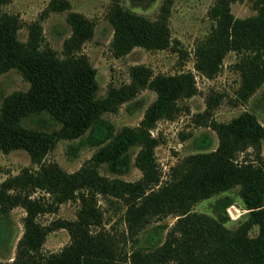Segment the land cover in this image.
Returning <instances> with one entry per match:
<instances>
[{
    "label": "trees",
    "instance_id": "obj_1",
    "mask_svg": "<svg viewBox=\"0 0 264 264\" xmlns=\"http://www.w3.org/2000/svg\"><path fill=\"white\" fill-rule=\"evenodd\" d=\"M9 1L0 0V5ZM67 7V0L49 3L53 10ZM254 7L256 13L237 17L228 0H219L210 8V30L193 50L194 68L206 77L218 72L227 52L233 50L238 55L235 68L240 74L237 95L241 99L264 82V0H254ZM167 11L163 4L158 17L150 18L115 7L109 16L113 53L121 56L134 46L167 48L171 42ZM66 19L71 33L59 55L41 44L38 22L29 24L28 37L22 41L17 36L18 17L0 11V73L16 68L28 81L26 89H15L0 102V150L23 148L37 165L23 167L0 183V216L16 205L25 209L15 254L0 264H119L121 259L129 264H264V156L259 151L264 121L248 110L227 121L205 120L216 133V147L185 155L171 167L167 179L161 180L155 157L158 138L151 129L159 119L173 115L179 98L196 92L194 73H154L138 63L130 67L128 83L110 85L98 96L95 68L81 49L92 36L93 22L77 11L68 12ZM144 87L154 90L155 97L138 124L116 129L103 113L116 111ZM33 114L43 125L59 126L24 125L23 119ZM56 137L79 138V144L96 146V150L87 162L69 172L55 161L44 160ZM132 146L138 147L134 164L141 175L137 179L109 178L99 172L102 163L112 172L127 171ZM70 147L74 154L76 145ZM249 147L255 157L239 159L238 153ZM232 187H237L246 210L234 227L226 225V212L213 216L192 209L195 202ZM35 189L51 195L52 201L32 196ZM98 194L122 200L131 233L145 227L154 216L173 213L176 219L163 239L160 228L150 231L145 245H136L121 258L113 235L102 226ZM70 199L79 201L74 219L56 218L49 224L37 219L39 213L52 211L55 204ZM229 203L224 201V208ZM56 227L66 228L70 240L60 250L45 252L46 234ZM254 227L257 230L251 233Z\"/></svg>",
    "mask_w": 264,
    "mask_h": 264
},
{
    "label": "rangeland",
    "instance_id": "obj_2",
    "mask_svg": "<svg viewBox=\"0 0 264 264\" xmlns=\"http://www.w3.org/2000/svg\"><path fill=\"white\" fill-rule=\"evenodd\" d=\"M51 0H10L0 5V11L12 13L18 17L17 36L25 41L28 37V26L38 22L41 26V44L54 49L61 55L64 39L71 33V26L66 16L70 11H77L93 22L92 36L82 44V51L88 56L95 68L98 82L97 95L103 96L110 85L119 86L130 81V67L134 64H144L154 73H174L191 70L195 75L196 92L177 101V109L172 116L161 118L151 129V134L158 138L155 147V157L160 168L161 180L167 179L171 167L177 164L185 155L200 150H210L216 147V133L204 124L205 120L215 119L227 121L244 110L255 113L264 121V82L246 99L237 95L240 85V74L235 68L238 55L232 50L225 54L218 72L212 77H206L194 68V46L210 30L213 19L210 8L219 0H67L68 7L62 10L49 8ZM230 11L237 17H245L256 13L254 0H228ZM166 4L167 23L170 30V45L163 49H148L134 46L124 55L116 56L111 48L113 27L109 16L117 6L128 8L150 18H157L161 6ZM28 81L20 71L10 68L0 73V102L2 98L15 89H26ZM155 97L154 90L144 87L137 94L120 104L116 111H106L103 116L109 119L116 129L122 125H136L143 115L145 107ZM198 114H202L199 116ZM36 114L23 119L26 126L53 129L57 123L43 125L37 121ZM200 120V121H198ZM79 138L56 137L52 146L44 156L45 161H55L66 171H75L88 161L96 146L79 144ZM76 145L74 154L70 146ZM138 147L129 150L131 163L125 172H112L106 164L99 165V172L107 177H118L126 180L137 179L140 169L134 164ZM260 154L264 156V137L260 145ZM251 147L238 153L255 157ZM23 167L37 168L29 153L23 148L10 151L0 150V183L5 178L18 173ZM32 196H41L44 201H52L51 195L40 189H35ZM229 200L234 208L227 210L223 202ZM97 204L102 211V226L109 231L115 242V247L121 252H129L136 245L147 243V234L155 229L160 230L163 239L166 230L174 223L173 213L151 217L145 227L135 233L128 231L124 217L125 205L120 198L111 195H97ZM230 205V206H232ZM79 208L76 199L65 200L54 205L52 211L39 213L37 219L43 224H49L56 218L74 219ZM192 209L217 216L221 212L228 214L226 225L234 227L246 215V210L237 187L203 198L192 205ZM25 209L16 205L0 216V260H12L18 238L23 231ZM256 227L251 233H255ZM70 240L64 227H56L47 232L42 248L43 251L60 250ZM127 254V253H126ZM119 264H129L120 260Z\"/></svg>",
    "mask_w": 264,
    "mask_h": 264
},
{
    "label": "built area",
    "instance_id": "obj_3",
    "mask_svg": "<svg viewBox=\"0 0 264 264\" xmlns=\"http://www.w3.org/2000/svg\"><path fill=\"white\" fill-rule=\"evenodd\" d=\"M232 205V204H231ZM232 208L235 209V207L232 205V206H229L227 209L229 210L228 212H230V210H232Z\"/></svg>",
    "mask_w": 264,
    "mask_h": 264
}]
</instances>
